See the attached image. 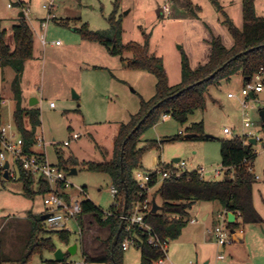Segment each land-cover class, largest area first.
<instances>
[{"label":"rangeland","instance_id":"rangeland-1","mask_svg":"<svg viewBox=\"0 0 264 264\" xmlns=\"http://www.w3.org/2000/svg\"><path fill=\"white\" fill-rule=\"evenodd\" d=\"M242 1L217 0L240 29L244 25ZM50 2H53L51 9ZM18 3L22 4L18 6ZM165 4H170L169 14L163 11ZM255 11L257 16L264 17V0H255ZM21 12L35 37L34 57L26 62L21 78L22 106L29 109L32 101L38 100L35 108L41 112V125L36 132L45 138L44 151L49 162L58 165L61 156L70 161L69 165L74 161L78 163L77 174L70 175L73 168L65 171L71 184V198L80 202L89 199L107 213L115 202L110 177L88 171L82 164L111 160L118 128L140 111L142 99L150 100L154 96L157 78L147 71L129 68L127 60L133 57L132 53L113 56L105 46L82 39L76 30L86 24L93 31L111 33L108 18L116 13V19L122 21L123 43L144 44V34L150 35L149 52L163 59L169 84L175 86L182 79L183 52L191 68L196 69L208 62L206 53L211 51L209 41L214 37H219L229 49L234 45L225 16L212 0H0V32H7V42L11 46L13 26L18 24ZM44 22L45 27L42 26ZM42 36L45 44L41 42ZM57 41L60 42L58 46ZM14 77L12 68H2L0 64V99L7 100L2 112L10 122H15L16 111L11 87ZM244 86L241 74L210 85L205 107L190 116L185 125L169 115L162 117L141 138L139 147L148 146L141 171L154 172L166 166L177 168L174 159H180L186 163L184 172L204 170L206 180H223L226 172L221 164L219 140L249 133L257 135L264 130L260 116L264 111V93L248 99L249 107L243 109L241 92ZM229 93L236 97L229 98ZM246 120L254 126L245 128ZM25 121L30 129L28 119ZM202 122L204 135L209 138L169 140L181 132L185 137L194 124ZM225 128H229L231 134H225ZM75 133L81 134L77 140L72 138ZM66 141L70 142L69 146L64 145ZM153 142L158 143V147L151 144ZM254 150L257 157L251 166L254 176L258 177L253 184L254 204L264 219V151L258 145H254ZM10 162L15 179L5 178L0 158V240L4 244V264H21L30 253L27 246L33 227L30 216L40 215L48 207L44 196L39 194L37 181L32 186L34 197L24 195L20 170L12 160ZM217 170H220L219 175ZM80 189L85 193H80ZM157 190L158 187L150 191L149 199L155 198L161 207L163 201L160 194H156ZM221 209L217 202L193 205L181 236L168 243L167 256L173 264L191 261L194 264H250L247 256L252 257L251 262L264 264L262 227L243 222L240 228L245 233L244 253L235 259L227 254H223V260L217 257L214 230L219 224ZM206 215L209 217L205 221ZM191 220L196 222L191 223ZM42 223L43 231L37 234L38 239L51 238L56 249L64 253L70 246L77 245V252L66 257L67 264L82 260L84 252L90 256L102 254L105 248L102 241L110 236L109 229L102 227L92 215L84 216L81 225L72 221L67 224L68 243L61 240L59 230L52 229L46 221ZM51 261H55L53 252H33L27 264H49ZM140 263V249L132 245L124 252L123 264Z\"/></svg>","mask_w":264,"mask_h":264},{"label":"trees","instance_id":"trees-1","mask_svg":"<svg viewBox=\"0 0 264 264\" xmlns=\"http://www.w3.org/2000/svg\"><path fill=\"white\" fill-rule=\"evenodd\" d=\"M212 1L225 16V23L233 37L234 45L229 49L224 46L219 37H214L210 41L211 53L208 62L196 69L191 68L189 58L183 52L181 62L182 79L175 86L169 84L163 59L149 52L150 35L144 34V44L123 43L122 21L116 19V13L108 18L111 33L93 31L86 24L76 30L80 33L82 39L105 46L113 56L132 53L133 57L127 60L128 67L147 71L157 78L154 96L150 100L142 99L140 111L132 115L127 123L120 125L119 132L114 138L112 159L105 163L84 162L82 164L83 168L88 171L109 176L113 187L118 191L115 202L107 213L89 199L81 202L82 213L78 218L79 225L82 224L84 216L92 215L102 227H106L110 231V236L106 241L102 254L90 256L84 253V258L92 264H123L125 251L122 245L126 237L131 234L137 236L138 247L141 252L140 264H157L160 259L166 257L167 251L149 244L148 235L139 230L137 226H134L132 232L128 233L129 221L123 219L127 199L126 216L129 217L133 203L148 198L147 194L141 196L143 190L134 178L135 172L142 169V158L148 149V146L139 147L142 136L153 128L164 115H169L181 125H185L190 116L205 107L207 89L210 85L218 84L222 80H230L236 74H241L246 83L261 68H264V17L257 16L255 0L242 1L244 25L241 29L230 20L217 0ZM20 4L22 3L17 5ZM34 50V31L24 17H20L18 24L13 26V46L7 42V32H0V64L2 68L10 67L15 72L11 84L16 101L14 120L24 139L26 153H33L32 147L36 143V130L41 125L40 110L37 108L25 109L22 106L21 78L26 62L34 57ZM241 53L245 54L238 57ZM234 57L236 59L232 60ZM225 63L228 64L221 71L206 80L219 68L223 67ZM26 119L31 125L30 129L25 126ZM262 126L264 128L263 120ZM189 131V134L197 135L193 140H205L207 138L204 135L203 122L194 124ZM183 139L184 137L179 134L169 140L180 141ZM219 141L221 164L226 172V177L223 180H206L200 175L199 171L190 173L183 171L180 176L164 179L158 187L156 194H160L163 204L157 213H152L151 209L145 216V222L151 226L161 243H167L168 245L170 241L181 236L188 224L186 217L189 215V210L197 202H217L226 212H240L244 224L264 223L253 202L255 176L250 168L257 157L254 145L249 140L247 141L245 137L238 136ZM151 144L158 147L156 142ZM58 158V165L64 171H69V168L72 169L78 165L76 161L69 165V160H64L61 156ZM171 169V166H166L159 170ZM19 170L24 195L33 198L35 193L32 191V186L35 180L21 166H19ZM39 184V194L45 196L50 190V185L42 179ZM149 186L154 187L155 184L150 182ZM64 196L70 202V195L65 194ZM30 217L33 219V227L27 245L30 253L22 259L21 264H27L33 252L42 254L44 251H49L55 253L57 250L51 238H37V234L43 231L41 215L31 214ZM123 221L125 226L116 245L113 247V241ZM230 227H238V224L230 223ZM57 233H59L61 240L68 243L69 231L59 230ZM69 254L67 252L66 257ZM5 259L4 244L0 240V264H4ZM49 264L67 263L65 260L64 263L51 261Z\"/></svg>","mask_w":264,"mask_h":264},{"label":"built area","instance_id":"built-area-1","mask_svg":"<svg viewBox=\"0 0 264 264\" xmlns=\"http://www.w3.org/2000/svg\"><path fill=\"white\" fill-rule=\"evenodd\" d=\"M50 9L53 6V2L49 3ZM46 8H48L45 5ZM163 11L165 13H170V4H165L163 6ZM24 13V12H23ZM43 27L46 26V22L42 24ZM41 42L45 44L44 37L42 36ZM56 45H60V42L57 41ZM264 93V68H261L260 71L252 78L250 81L245 83V86L242 89L241 96L243 109H247L249 107L247 100L252 98L254 99L257 95ZM228 97L233 99L235 98V94L229 93ZM7 104L6 99H0V158L4 165L8 163V177L15 179L16 174L11 169V162H14L15 167L21 166L25 171L31 174L35 181L40 183V180H45L50 185V190L44 196V203L48 207V209L44 212V214L48 215V218L45 220L47 224L52 229L55 230H66L67 224L69 222H76L78 224V218L82 213V204L80 201L73 200L71 198L70 202L65 198V194L70 195L69 190L71 189V184L67 179L66 172L60 168L59 165L51 164L47 158L46 152L43 151L46 142L43 136H36V143L32 147L33 153L25 152V142L23 137L21 136L15 122L7 121L2 112V107ZM51 107H54V104H51ZM248 114V113H247ZM168 115H164L163 118H166ZM245 128H251L254 126L253 122L245 121ZM225 134H231V130L229 128L224 129ZM184 135V132L180 133ZM81 137V134H73L72 138L77 140ZM246 140L255 139L256 145L260 146L264 151V130L257 135H249L243 136ZM65 146H69L70 142H64ZM38 147L42 149V151L35 149ZM177 168H173L171 170H156L154 172L141 171L138 170L134 174L135 180L139 183L143 192L141 196L145 194L148 195V198L144 201H136L132 205L131 215L128 217H123L124 221H129V226L127 228L128 233L132 232L134 226H137L139 230L144 231L148 235V243L154 245L156 247H161L167 251V243H161L157 236L155 235L153 229L149 224L145 222V216L151 211L153 206V200L149 199V193L152 189L159 187L162 181L166 178L172 176H180L183 172V168L186 166V163L183 161H179L176 163ZM253 171L252 167L250 168ZM200 175L204 176V170L199 171ZM216 174H220V170L216 171ZM258 179V177H255ZM153 182L155 184L154 187H150L149 183ZM80 193H85L83 189H80ZM118 191L116 188L112 187V194L114 198L116 197ZM228 213L224 211L223 213H219V224L215 227L214 236L216 243L220 247H230L238 242V238L242 236L243 230L240 228V223L242 222L240 212L233 213L235 215V222L238 224V227H230V222L228 219ZM195 220H191V223H195ZM262 229L264 230V223L262 224ZM70 232V231H69ZM132 245H137V236L131 234L126 237L123 242V250L127 251ZM219 259H224V255H220ZM167 262V254L166 257L160 259L157 264H165ZM71 264H92L87 261L85 258L82 260H78L72 262ZM173 264V263H170ZM188 264H194L192 261Z\"/></svg>","mask_w":264,"mask_h":264},{"label":"water","instance_id":"water-1","mask_svg":"<svg viewBox=\"0 0 264 264\" xmlns=\"http://www.w3.org/2000/svg\"><path fill=\"white\" fill-rule=\"evenodd\" d=\"M21 16L23 17V16H25L24 15V13L22 12L21 13ZM245 53H241V54H239L238 55V57H241V56H243ZM234 59H236V57H234L232 60H234ZM230 62V61H229ZM228 63H225L224 65H223V67H221V68H219L216 72H214L210 77H208L206 80H208V79H210V78H212V77H214L219 71H221L226 65H227ZM77 98H78V96H76ZM160 104V103H159ZM151 112V111H150ZM149 112V113H150ZM260 116H261V118H262V120L264 121V111H261L260 112ZM197 135L196 134H187V135H185V139H193V138H195ZM207 138H209V136H207ZM249 142L251 143V144H253V145H256V141H255V139H250L249 140ZM180 161V159H175V162L177 163V162H179ZM8 167H9V165H8V163H6L5 165H4V170H5V178L6 179H8L9 177H8ZM74 174H77V170H76V168H73L72 169V171L70 172V175H74ZM127 198H128V196H127ZM127 204H128V199L126 200V204H125V207H124V217H126V215H127ZM160 206L156 203V201L155 200H153V208H152V213H157L159 210H160ZM48 218V215H46V214H44V215H42L41 216V220L42 221H45L46 219ZM228 219H229V222L230 223H234L235 222V215L233 214V213H228ZM124 226H125V222L123 221V223L121 224V226H120V228H119V230H118V233H117V235H116V237H115V239H114V241H113V247L116 245V243H117V241H118V238H119V236H120V234L122 233V231H123V228H124ZM76 251H77V245H72V246H70L69 247V249H68V252L70 253V255L72 254V255H74L75 253H76ZM55 261L56 262H58V263H64L65 262V260H66V253H64V251L63 250H61V249H58V250H56L55 251Z\"/></svg>","mask_w":264,"mask_h":264},{"label":"crops","instance_id":"crops-1","mask_svg":"<svg viewBox=\"0 0 264 264\" xmlns=\"http://www.w3.org/2000/svg\"><path fill=\"white\" fill-rule=\"evenodd\" d=\"M162 12V15L163 16H166L165 15V13L163 12V11H161ZM22 13V12H21ZM21 13H20V15H19V17H22L21 16ZM169 14V13H168ZM25 15V14H24ZM23 17H25V16H23ZM210 42V41H209ZM210 53H211V51H210V49H209V51H208V53H206V57H208V59H209V56H210ZM38 103V100L37 99H34L33 101H32V103H31V106H30V108L29 109H31V108H35V105ZM23 108H25V107H23ZM7 121H9V120H7ZM120 128V127H119ZM119 128H118V130H117V132H116V134H115V136L114 137H116L117 136V134H118V132H119ZM36 134H37V132H36ZM79 134V133H78ZM37 136H39L38 134H37ZM44 137V136H43ZM45 149V148H44ZM37 150H40V151H42V149H37ZM44 151V150H43ZM46 152V151H45ZM113 156V155H112ZM112 159V158H111ZM174 163H176L175 162V159H174ZM252 167V166H251ZM253 169V168H252ZM77 170V169H76ZM254 172V171H253ZM203 178L205 179V176H203ZM84 192H85V190H84ZM156 201V200H155ZM253 202H254V190H253ZM254 207H255V204H254ZM255 209H256V207H255ZM257 210V209H256ZM221 213H223L224 212V209L222 208L221 209V211H220ZM257 212L259 213V215L261 216V214H260V212L257 210ZM41 216L42 215H44V213H41L40 214ZM208 215H206V216H204V220L206 221L207 219H208ZM262 217V216H261ZM263 219V218H262ZM263 221H264V219H263ZM252 225H256V226H261L262 227V224H252ZM262 231L264 232V230L262 229ZM106 241L107 240H105V241H102V245H106ZM168 247V246H167ZM246 248V246H245V233L243 232V234H242V236L241 237H239L238 238V242L236 243V244H234L233 246H230V247H220L219 245H217L216 246V251H214V252H216V254H217V257H219L220 255H223V254H227L229 257H231V258H240L239 256H241V254L242 253H244V249ZM77 252V251H76ZM84 252V251H83ZM85 253V252H84ZM167 254H168V251H167ZM224 258H225V256H224ZM246 259L248 260V261H250V264H256V263H254V262H251V259H252V257L250 256V257H246ZM223 260V259H222ZM234 261L235 260H232V263H234ZM170 263H172L169 259H168V256H167V262L165 263V264H170ZM206 264H208V262H206ZM242 264H244V263H242Z\"/></svg>","mask_w":264,"mask_h":264}]
</instances>
